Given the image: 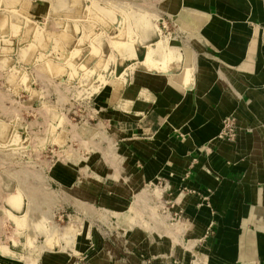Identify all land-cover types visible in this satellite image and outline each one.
I'll list each match as a JSON object with an SVG mask.
<instances>
[{"label": "crops", "instance_id": "1", "mask_svg": "<svg viewBox=\"0 0 264 264\" xmlns=\"http://www.w3.org/2000/svg\"><path fill=\"white\" fill-rule=\"evenodd\" d=\"M176 1L179 37L97 90L96 149L48 167L59 212L0 264H264V0ZM159 43L168 59L146 63Z\"/></svg>", "mask_w": 264, "mask_h": 264}, {"label": "rangeland", "instance_id": "2", "mask_svg": "<svg viewBox=\"0 0 264 264\" xmlns=\"http://www.w3.org/2000/svg\"><path fill=\"white\" fill-rule=\"evenodd\" d=\"M186 2L179 0L180 7ZM176 3L0 0V67L10 56L18 60L0 78V251L39 243L37 229L59 212V192L48 182V167L96 149L90 106L95 93L103 85H122L113 71L124 68L154 34L179 37L169 12ZM144 50L150 65L158 55L165 61L171 54L160 43ZM102 136L100 145L107 147Z\"/></svg>", "mask_w": 264, "mask_h": 264}, {"label": "built area", "instance_id": "3", "mask_svg": "<svg viewBox=\"0 0 264 264\" xmlns=\"http://www.w3.org/2000/svg\"><path fill=\"white\" fill-rule=\"evenodd\" d=\"M238 137V129L234 120H227L224 123L223 129L219 135V138L228 142H235Z\"/></svg>", "mask_w": 264, "mask_h": 264}, {"label": "bare ground", "instance_id": "4", "mask_svg": "<svg viewBox=\"0 0 264 264\" xmlns=\"http://www.w3.org/2000/svg\"><path fill=\"white\" fill-rule=\"evenodd\" d=\"M118 49H119V48H118ZM167 51L169 52L170 50H167ZM153 52H154V50H153ZM120 86H122V85L119 84V86H115V87H120Z\"/></svg>", "mask_w": 264, "mask_h": 264}]
</instances>
